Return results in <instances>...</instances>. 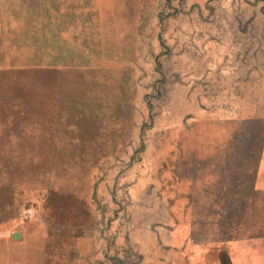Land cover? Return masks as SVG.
<instances>
[{
  "label": "rangeland",
  "instance_id": "1",
  "mask_svg": "<svg viewBox=\"0 0 264 264\" xmlns=\"http://www.w3.org/2000/svg\"><path fill=\"white\" fill-rule=\"evenodd\" d=\"M0 264H264V0H0Z\"/></svg>",
  "mask_w": 264,
  "mask_h": 264
},
{
  "label": "water",
  "instance_id": "2",
  "mask_svg": "<svg viewBox=\"0 0 264 264\" xmlns=\"http://www.w3.org/2000/svg\"><path fill=\"white\" fill-rule=\"evenodd\" d=\"M14 238H17V234H14V236H13Z\"/></svg>",
  "mask_w": 264,
  "mask_h": 264
}]
</instances>
